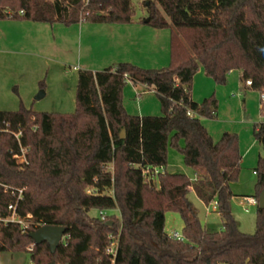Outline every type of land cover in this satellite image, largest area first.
<instances>
[{
    "label": "trees",
    "instance_id": "obj_1",
    "mask_svg": "<svg viewBox=\"0 0 264 264\" xmlns=\"http://www.w3.org/2000/svg\"><path fill=\"white\" fill-rule=\"evenodd\" d=\"M145 5L146 23L170 31L166 67L118 62L97 71L80 69L71 113L37 112L22 104L0 111L7 129L21 131L27 147L26 162L18 164L12 157L15 138L0 132V214L15 200L3 185L22 188L17 211L30 213L36 225L25 232L16 224L0 227V252H27L36 264H264V209L256 207L252 233L241 231L231 212L232 184L240 170L238 137L224 132L213 141L199 117L215 116L216 98L196 103L190 97L201 66L217 84L238 70L243 88L264 90V0H148ZM134 14L131 0H0V20L145 22ZM127 81L152 89L161 115L127 113L122 105ZM253 136L264 152V124L253 125ZM168 146L182 154L193 177L166 170ZM144 166L164 170L146 181ZM254 172L257 199L264 190V155ZM189 188L204 203L216 200L220 229L201 224ZM91 209L97 214L90 215ZM113 209L119 216L109 213ZM99 210L108 212L106 218ZM167 211L180 215L182 240L164 231ZM40 225L64 228L55 251L45 242L27 251L33 243L29 233ZM110 233L118 234L114 258L105 253Z\"/></svg>",
    "mask_w": 264,
    "mask_h": 264
},
{
    "label": "crops",
    "instance_id": "obj_2",
    "mask_svg": "<svg viewBox=\"0 0 264 264\" xmlns=\"http://www.w3.org/2000/svg\"><path fill=\"white\" fill-rule=\"evenodd\" d=\"M169 37L170 33L167 29H157L146 22L140 21L124 24H98L80 21L71 24L62 22L46 24L45 22L31 20L1 19L0 90L5 86L4 77L7 75L6 69L9 56L31 58L38 64L45 63L47 65V75L51 72L52 76L56 74L62 75L72 81V76H66L71 73L67 70L71 67L73 72H78L80 69L102 70L118 62H127L141 68L158 69L167 66L169 60ZM125 84L122 105L127 113L138 116L157 114L160 104L159 100H156L157 96L153 95L155 92L152 89H145L143 85L130 81ZM246 89L242 87L238 70L229 71L226 82L217 84L204 73L201 66L198 67L193 75L190 90L191 100L196 103H200V101L211 95L216 98L214 117L217 121L213 120L214 117L205 116H200V121L207 132L210 133L209 135L213 141H217L224 132H233L238 135L241 155L240 164L242 157L246 158L250 154L252 157L254 156L253 159L255 157L258 158L259 150L255 145L259 146V144L255 139L252 140L248 129L244 131L242 128L224 127L223 124H220L217 116L224 118L225 112L230 113L233 106L240 110V101H242V108L247 111V103L245 102L248 99L242 96V100L238 101L236 97H231L238 90L237 95H240L241 90H243L245 92L244 96H246ZM45 90L47 91L46 87ZM46 91L43 96L46 95ZM246 97L252 98L253 94ZM254 99H256V96H254ZM1 100L0 98V111L7 110L5 108L14 109V103H11L12 107L4 106ZM40 108L45 112L58 113H67L70 110L61 108V106ZM173 165V161L169 160L166 170L175 172L174 170H168ZM191 192L193 191L189 188V193ZM193 194L197 197L194 192ZM250 206L257 207V205Z\"/></svg>",
    "mask_w": 264,
    "mask_h": 264
},
{
    "label": "rangeland",
    "instance_id": "obj_3",
    "mask_svg": "<svg viewBox=\"0 0 264 264\" xmlns=\"http://www.w3.org/2000/svg\"><path fill=\"white\" fill-rule=\"evenodd\" d=\"M148 0H131L132 7L134 9V18L144 17L146 19L147 15V7L146 2ZM87 22V21H80ZM77 23V22H76ZM89 23V22H87ZM167 29L170 33L168 28ZM7 69L6 76L4 77L5 86L0 90V98L2 105L12 107L11 103H14L13 108H5L7 110H17L22 104L25 108H30L36 111H42L40 107L44 108H53L54 106H61V108L70 109L67 113L74 112L75 109V89H76V78L77 72L72 71V67L67 70L71 72L68 76H72V81L64 78L62 75H54L47 72V65L45 63L38 64L34 59L31 58H21V57H13L9 56L7 60ZM169 64V60L167 65ZM166 67V66H164ZM163 68V67H162ZM71 71H70V70ZM144 69H155V68H144ZM128 82V81H127ZM126 85V84H125ZM124 85V86H125ZM122 88V96L123 89ZM47 88V91L45 90ZM39 90H43L44 93L46 91V95L41 98H36ZM246 96L253 94V97L244 96V91L241 90L240 95H237V92L231 97H236L239 100H242L244 97L248 99L246 111L242 108L237 110L236 106L232 107L230 113L225 112L224 118H217L220 120V124H223L224 127L228 128H242L249 130L252 137L253 136V125L255 123L261 122V111H260V99H259V91L246 89ZM156 96V94H153ZM243 96V97H242ZM256 96V99H254ZM158 101V97L156 98ZM160 104V102H159ZM156 112L157 114L153 115H161L160 105ZM201 120V117H199ZM214 121H217L214 117ZM238 137V135H237ZM243 139V136H242ZM241 139V141H242ZM239 143V140H238ZM242 143V142H241ZM183 141L180 139L179 145L181 146ZM258 148L259 155H264L261 151L260 146L255 145ZM254 157V156H253ZM250 154L246 158L242 157V162L240 164V170L238 174V179L236 182L232 184V189L236 196L231 199V212L234 216L239 229L246 233H252L255 227V210L256 206H248V210L245 211V205L242 203L241 198L247 195H254L255 193V182H256V174L254 173V169L256 168L257 159H253ZM169 160L173 161L174 165L172 168L168 170H174L175 172L184 173L189 177H193V171L184 165L182 154L172 146H168L167 149V164ZM189 199L193 202L194 206L197 209L199 221L202 225L212 229L218 230L221 227V221L216 212V209L212 208V202L203 203L197 197L194 196L193 192L189 193ZM110 214H115L119 216L118 210L113 209L109 212ZM90 215H96L97 211L95 209H91L89 211ZM165 223H164V231L169 234L172 231H177L179 233L182 229V219L180 215L175 211H167L165 213ZM30 255L27 252H11V251H2L0 252V264H29Z\"/></svg>",
    "mask_w": 264,
    "mask_h": 264
},
{
    "label": "built area",
    "instance_id": "obj_4",
    "mask_svg": "<svg viewBox=\"0 0 264 264\" xmlns=\"http://www.w3.org/2000/svg\"><path fill=\"white\" fill-rule=\"evenodd\" d=\"M250 83L251 82L249 80L245 82L246 85H250ZM259 99H260V111H261V118H262V121L260 123L264 124V90L260 91ZM187 115L193 116V112L188 110ZM7 128H8V123L5 120L0 119V132H10L15 138L17 145H18V149L15 152H13L12 157L15 159V161L18 164L25 163L26 162L25 153L27 152V147L21 141V131L13 132V131L8 130ZM163 170H164V167L162 166H153V167L144 166L142 167V176L145 178L146 181H152L153 178L158 173L163 172ZM3 187L5 191H9V193L12 196H14L15 200L14 202L7 205L6 214L4 215L0 214V227H6L9 224H16L19 226L21 232L27 231L30 228V226L35 227L36 225L33 224L31 221L30 213H25L23 215L17 211L18 201L20 198H22L21 197L22 188H12L7 185H3ZM241 201L246 206L244 208L245 211L248 210L247 206L257 205V199L253 196H243L241 198ZM211 202H212V208L216 209L217 208L216 200L213 199ZM98 215L100 216L101 219H104L108 215V212L105 210H99ZM168 236L171 239H179V240L183 239V235L177 231L170 232ZM63 237L64 236H62L61 240H63ZM107 237H108V244L105 248V253L107 255L109 254L111 258H114L116 254V250H117V245H118V234L115 235V234L110 233ZM33 245L34 244L31 243L29 246H27L28 252L32 250ZM29 264H36V263L30 259Z\"/></svg>",
    "mask_w": 264,
    "mask_h": 264
},
{
    "label": "water",
    "instance_id": "obj_5",
    "mask_svg": "<svg viewBox=\"0 0 264 264\" xmlns=\"http://www.w3.org/2000/svg\"><path fill=\"white\" fill-rule=\"evenodd\" d=\"M148 19H145L147 22ZM44 94L43 90H39L36 95V98L42 97ZM125 136L124 129H121L119 137L122 139ZM257 206L261 209H264V190H261L257 197ZM109 224L111 222L109 221ZM64 233V228L62 226H50V225H41L35 230L29 233V237L32 239L33 244H40L45 242L48 244L50 250L55 251L56 247L60 243Z\"/></svg>",
    "mask_w": 264,
    "mask_h": 264
}]
</instances>
